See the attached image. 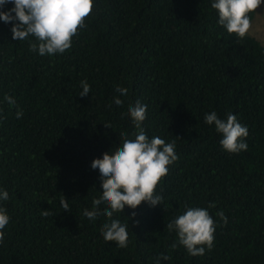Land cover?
Segmentation results:
<instances>
[{"label": "trees", "instance_id": "trees-1", "mask_svg": "<svg viewBox=\"0 0 264 264\" xmlns=\"http://www.w3.org/2000/svg\"><path fill=\"white\" fill-rule=\"evenodd\" d=\"M216 20L209 0H93L71 47L50 57L0 22V99H16L0 104V187L9 193L0 205L10 216L0 264H153L159 253L169 258L160 264H264V43ZM81 80L88 95L79 96ZM116 87L128 91L116 97L120 109ZM137 99L147 105L141 127L174 141L177 160L156 187L160 204L114 214L129 225L118 247L100 236L104 218L90 223L82 211L101 195L90 165L135 130L127 108ZM212 110L247 126V150L221 148L203 122ZM209 203L213 247L197 256L171 247L168 221Z\"/></svg>", "mask_w": 264, "mask_h": 264}, {"label": "clouds", "instance_id": "clouds-1", "mask_svg": "<svg viewBox=\"0 0 264 264\" xmlns=\"http://www.w3.org/2000/svg\"><path fill=\"white\" fill-rule=\"evenodd\" d=\"M92 4L93 0H0V22L9 26L13 40H28L30 51L50 57L64 53L71 47L78 27H85L84 18L90 13ZM209 4L216 11V23L228 33L243 38L253 26L249 13L264 5V0H209ZM80 87L79 96L89 94L90 86L85 80L80 81ZM112 91V106L122 108V100L116 97L125 98L128 91L119 87ZM5 102L16 105V99L7 93L0 99V104ZM146 108L147 105L139 99L127 108V116L135 125V130L127 136L119 135V145L90 165V170L98 174L101 195L92 200L91 210L82 211V217L90 223L103 217L100 236L105 241L115 242L118 247L127 246L129 225L114 214H121L127 206L132 210L129 215L134 217V209L142 201L150 206L160 204L162 196L156 187L167 174V166L177 160L174 141L165 142L155 135L149 137L141 127ZM22 112L18 108L15 116L20 118ZM203 122L213 126L220 135L219 144L223 150L230 153L247 150L248 144L244 139L248 135L247 126L241 124L234 113H225V117L220 118L212 110L204 113ZM8 199L7 189L0 187V202ZM66 201L62 195L59 204L68 211ZM213 206V203H209L207 208L186 206L170 219L167 228L174 230L177 237L171 247L175 248L178 243L192 256L203 255L206 249L210 250L213 247L215 222L208 209ZM41 215H49L48 210H41ZM216 215L227 222L222 211H217ZM9 221L7 210L0 205V242L4 241V229ZM168 259L167 255L159 253L153 264Z\"/></svg>", "mask_w": 264, "mask_h": 264}, {"label": "rangeland", "instance_id": "rangeland-1", "mask_svg": "<svg viewBox=\"0 0 264 264\" xmlns=\"http://www.w3.org/2000/svg\"><path fill=\"white\" fill-rule=\"evenodd\" d=\"M251 20L253 26L250 28L249 33L264 43V5L257 7Z\"/></svg>", "mask_w": 264, "mask_h": 264}]
</instances>
